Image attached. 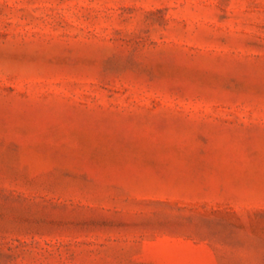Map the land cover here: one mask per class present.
<instances>
[{
	"label": "rangeland",
	"instance_id": "obj_1",
	"mask_svg": "<svg viewBox=\"0 0 264 264\" xmlns=\"http://www.w3.org/2000/svg\"><path fill=\"white\" fill-rule=\"evenodd\" d=\"M0 264H264V0H0Z\"/></svg>",
	"mask_w": 264,
	"mask_h": 264
}]
</instances>
